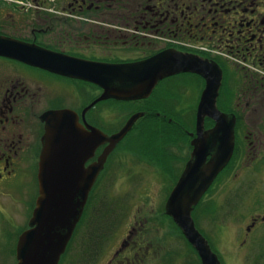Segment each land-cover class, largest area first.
<instances>
[{
  "label": "flooded vegetation",
  "instance_id": "1",
  "mask_svg": "<svg viewBox=\"0 0 264 264\" xmlns=\"http://www.w3.org/2000/svg\"><path fill=\"white\" fill-rule=\"evenodd\" d=\"M12 1L14 4H0V39L20 47L15 56L0 55V226L8 220L6 197L15 199L13 205L20 208L22 203L26 205L29 222L33 216L39 197L43 137L47 125L56 123L53 113H69V120L57 121L58 129L68 124L85 135L100 131L112 137L138 114L142 116L131 131L152 115L160 117L161 110L178 118L192 108L196 120L186 118L177 124L190 129L186 131L190 159L192 141L198 137L197 110L202 95L208 79L220 75L216 106L235 118V148L228 171L235 169V180L245 173L250 174L247 182L256 179L254 176L255 183L264 178V0ZM167 51L186 62L193 60L191 71L161 79L145 99L102 100L103 87L81 75L83 68L94 71L102 65L143 62ZM118 104L138 108L124 115L119 126L115 123L118 115L114 114L111 123L103 109ZM203 125L206 132L216 122L207 117ZM96 144L85 169L99 160L110 142ZM116 148L90 192L73 237L86 222L87 207ZM259 192L264 199V188ZM261 209L263 214H254L243 229L244 247L264 237V207ZM145 225L136 222L132 226L134 238L124 252L129 251L122 261L121 253L108 264L146 263ZM260 251L264 254V249Z\"/></svg>",
  "mask_w": 264,
  "mask_h": 264
},
{
  "label": "rangeland",
  "instance_id": "2",
  "mask_svg": "<svg viewBox=\"0 0 264 264\" xmlns=\"http://www.w3.org/2000/svg\"><path fill=\"white\" fill-rule=\"evenodd\" d=\"M4 2L14 4L12 0H0V4ZM186 63L192 66L194 61ZM170 99L176 104L174 98ZM111 106L103 108L104 114L111 123L114 114L118 115L115 122L118 126L124 121V115L129 116L138 109L124 104ZM191 110L178 118L165 110H161L160 117L147 115V119L140 121L117 148L115 146L117 150L87 207L86 222L81 231L76 230L72 236L60 264H108L121 253L122 261L129 251L124 252L127 242L134 238L131 233L136 222L146 224L143 253L149 250V254H146L145 264H202L199 255L191 251V244L185 242L182 230L165 212L167 201L189 162L190 139L186 131L190 129L177 124H182L186 118V121L196 120V113ZM199 110L200 105L197 121ZM229 168L230 162L195 207L193 219L222 264H264V254L260 251L264 249V237L259 243L255 241L245 247L241 244L243 229L252 222V217L263 214L264 199L259 198V190L264 188V178L259 177L260 182L255 183L257 177L254 176L256 179L247 182L250 174L245 173L235 180V172L232 173L235 169L229 172ZM15 201L10 197L5 199L8 220L0 226V264H17L18 237L26 231L29 222L26 205L22 203L20 208L16 203L13 205ZM94 215L97 221L107 219L110 226L105 223L98 233H91L92 224L88 223ZM106 227H112L111 231ZM88 244L92 247L89 252Z\"/></svg>",
  "mask_w": 264,
  "mask_h": 264
},
{
  "label": "water",
  "instance_id": "3",
  "mask_svg": "<svg viewBox=\"0 0 264 264\" xmlns=\"http://www.w3.org/2000/svg\"><path fill=\"white\" fill-rule=\"evenodd\" d=\"M19 50L20 47L0 39V55L15 56ZM96 70L97 75L94 76ZM96 70L83 68L81 75L103 87L102 100L136 101L148 98L161 79L191 71V68L179 55L167 51L147 61L102 65ZM220 83L221 75L208 79L198 113V137L192 141L194 149L191 159L165 207L166 215L182 230L202 264L222 263L197 229L193 211L228 165L235 148V118L220 112L216 106ZM53 116L56 123H63L69 113L55 112ZM140 116L142 114L131 118L112 137L100 131H95L91 136L85 135L76 126L69 127L68 124L67 128L61 129L57 128L56 123L54 127L47 125L38 176L39 197L29 229L18 240L17 264H60L109 154L131 131ZM206 117L215 120L216 125L204 132ZM97 141L99 144L110 142V145L97 162L85 169L89 153L94 151Z\"/></svg>",
  "mask_w": 264,
  "mask_h": 264
},
{
  "label": "trees",
  "instance_id": "4",
  "mask_svg": "<svg viewBox=\"0 0 264 264\" xmlns=\"http://www.w3.org/2000/svg\"><path fill=\"white\" fill-rule=\"evenodd\" d=\"M94 220V221H93ZM98 219L97 218H95V215H94V219H93V217H92V219L90 220V223H88V224H92L91 225V230H89L91 233H93V231H95L96 233H98V229L99 228H102V226H104L105 227V223L107 224V225H109L110 226V223H109V221H107V219L105 220V219H103L102 221H97ZM107 229L106 230H110L111 231V229H112V227H111V229H110V227H106ZM95 239V238H94ZM94 239H93V242H94ZM184 240H186L185 238H184ZM186 243L188 242L187 240L185 241ZM90 244H88V252H89V250H90V248H91V250H92V247H90L89 246ZM189 247H190V249H191V251L193 252V253H196L197 255H198V253H197V251L192 247V245H189ZM94 250V249H93ZM86 251V250H85Z\"/></svg>",
  "mask_w": 264,
  "mask_h": 264
}]
</instances>
